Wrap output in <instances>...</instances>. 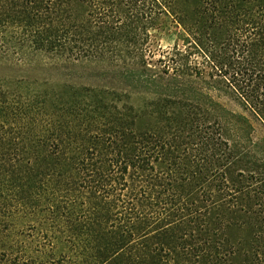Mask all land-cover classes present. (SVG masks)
Returning a JSON list of instances; mask_svg holds the SVG:
<instances>
[{
    "label": "trees",
    "instance_id": "trees-1",
    "mask_svg": "<svg viewBox=\"0 0 264 264\" xmlns=\"http://www.w3.org/2000/svg\"><path fill=\"white\" fill-rule=\"evenodd\" d=\"M0 264H264V0H0Z\"/></svg>",
    "mask_w": 264,
    "mask_h": 264
},
{
    "label": "rangeland",
    "instance_id": "rangeland-1",
    "mask_svg": "<svg viewBox=\"0 0 264 264\" xmlns=\"http://www.w3.org/2000/svg\"><path fill=\"white\" fill-rule=\"evenodd\" d=\"M186 42V34L180 28L173 26L170 20H167L164 31H162L157 36L155 48L162 51H167L171 49L175 44H177L179 48H183L186 45ZM86 75L87 74L82 72V70L76 69V78L74 79V81L80 84L92 82L93 80ZM231 107L234 108L233 104L231 105Z\"/></svg>",
    "mask_w": 264,
    "mask_h": 264
}]
</instances>
